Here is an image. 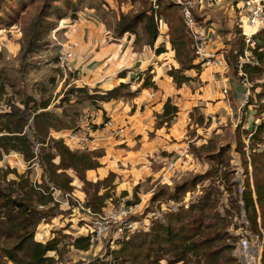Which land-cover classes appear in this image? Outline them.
<instances>
[{"label":"trees","instance_id":"trees-1","mask_svg":"<svg viewBox=\"0 0 264 264\" xmlns=\"http://www.w3.org/2000/svg\"><path fill=\"white\" fill-rule=\"evenodd\" d=\"M135 1H142V8L130 16L129 12L118 13L114 29L115 37L129 34L134 38V46L153 49L158 29L160 30L161 24L165 25L164 38L176 62V67H170L166 75L171 78L177 88L190 84L194 79L186 76V72L193 70L199 72L203 64L196 59L194 41L183 23L180 8L167 0H155L156 10L150 0H130V3ZM28 2H40V10L32 22L31 35L22 56L18 59V69H11L8 72L0 70V102L7 95L6 87L15 90L17 79L20 78L19 81H21V77L33 68L24 62L25 58L36 55L44 48L45 45L39 43L43 21L52 16L61 21L67 17L68 12L71 19L76 18L75 10H71L73 8L71 0H0V29L9 22L8 18H12L11 12L15 13L20 6ZM155 15L157 20L154 18ZM240 29L232 35L238 46L235 44V48L230 51L231 57L225 55L228 67L232 69L235 77L239 73L238 57L242 54L244 47L242 36L238 37L239 39L236 37L241 34ZM253 38L258 42L251 49L252 57L257 64H243L241 70L250 83L262 80L261 91L257 94V98L260 99L264 97V28L260 29ZM226 42L230 40L224 41L225 44ZM154 52L156 55H161L166 52V49L162 45ZM71 76L75 78L76 74L73 73ZM256 86L253 85L252 88ZM141 88L157 90L151 77L144 79ZM139 90L140 88L130 90V83H120L101 94H87L81 87L74 88L72 93H78L84 100L91 101L100 111L101 121L104 122L108 119L99 103H109L118 97H133ZM14 92L18 95L19 104L23 106V110L8 104L9 112L0 113V134L5 133L0 135V149L5 153L11 150L19 152L24 161L29 162L34 159L33 143L27 138L24 129L30 115L33 117L32 125L36 134L48 133L50 129L53 130L56 127H59V130L69 128L64 127L62 122L55 123L56 121L52 120L48 110L49 101L37 103L26 93L19 96L20 91ZM63 101L66 100L63 99ZM245 111L246 113L241 116L240 125L236 126L234 133L230 132L229 143L216 145L213 140H209L206 144L192 149L197 160L209 164L204 172L177 182L171 191L167 187H162L151 195L149 203L159 201L160 198H165L166 201H179L187 192L195 191L197 187H200L202 194L198 200L188 208L180 207L175 212L166 213L163 216L164 222L152 221L148 230L136 231L129 235L128 239L118 242L117 249L105 254L110 255L111 260L101 264H240L231 255L233 246L228 243V239H231L227 232L229 212L224 211V216H221L218 205L219 185L223 184L224 191L235 194L231 207L237 211L239 208L236 193L238 185L233 180L234 173L228 170L233 151L238 154L241 165L244 167V191L241 200L246 219L257 232L259 217L260 227L264 232V104L255 105L250 97ZM177 112L178 108L171 104L170 99H167L156 127L160 128L163 124L169 126ZM194 123L202 126V117L196 115ZM208 124L209 121L204 127ZM101 127V125H93L92 129ZM241 137H245L247 142ZM36 142L41 145L45 143L44 140H36ZM46 147L49 151H46L45 147L40 149L44 156L41 160L45 166L46 183L31 185L27 176L26 179L20 176L18 182H9L8 188L0 187V264L60 263L61 253L58 247L60 240L52 237L42 243L36 241L34 236L39 226L46 223L59 207L51 195L49 185L61 192H72L73 179L68 174L69 171L81 182L82 189L88 197L86 207L90 208L92 213L100 212L109 198L108 190L111 189L115 178L113 173H109L104 180L95 183L86 178L87 171L100 167L98 159L102 156L101 151L78 153L60 138H49ZM52 150L58 157L57 163L53 162L55 155L50 153ZM248 163L251 169L253 191L250 187ZM218 166L221 168L219 169ZM9 172L14 173V171ZM9 172L6 171V174ZM205 182L209 184L205 186ZM100 188L104 190L102 194L99 193ZM138 190V185L133 188L134 201H126L127 204L139 202ZM38 206H42L44 210H38ZM147 212H149L148 208L143 210L142 215ZM69 246L80 252H86L92 247L87 234L71 239ZM50 253L54 255L51 256ZM261 264H264V243Z\"/></svg>","mask_w":264,"mask_h":264},{"label":"crops","instance_id":"crops-1","mask_svg":"<svg viewBox=\"0 0 264 264\" xmlns=\"http://www.w3.org/2000/svg\"><path fill=\"white\" fill-rule=\"evenodd\" d=\"M217 7L218 5L210 9L203 2L200 5L197 3L194 4L193 12L199 20L203 19L207 27L212 30V34L225 37L222 41L218 39V42L214 44L216 45L214 51L225 53L227 45L224 40H230V42L233 40V22L236 18L239 20L240 16L236 12L238 9L234 0H230L225 9L213 13ZM88 12L92 11L88 10ZM88 15L94 19L93 14ZM68 20L75 21L76 32L72 33L70 30H65V32L70 39L77 43L74 58L66 67L69 74H76L75 78L66 76L67 78L64 79V81L68 79L69 86L73 84L74 88H84L87 94H101L120 83H130L132 91L140 88L133 97H118L109 103H99L105 116L111 122L109 127H101L96 130L88 128L94 111L98 110L91 101L82 102V104H80L81 101H73L71 105H68V107L79 105L86 121L82 131L76 134L71 133L72 135L68 139L63 140L78 153L87 154L94 150L102 153L98 159L100 167L87 171V180L95 183L104 180L109 173H113L115 178L120 177L121 184L130 186V189L139 186V183L147 179L155 181L159 177L161 167H166L170 158H174L171 156L167 160L166 155L158 156V151L168 152L169 155L175 153L177 157L176 168L165 176L167 177V186L187 179L190 173L194 175L204 172L208 168L206 162L198 160L197 166L191 159L187 160L184 154L188 155L187 149L190 148V144L198 148L207 143L209 138L205 133L210 130L212 119L214 121L217 115L221 120L228 118L229 122L233 123L232 133L236 126L240 125V111L243 113L246 111L245 108H241L245 88L239 83L238 76L235 77L229 71L228 66L220 69L203 64L199 72H186V76L193 78L194 81L177 88L171 78L166 75V71L172 66L176 67V63L169 58L172 53L167 48L168 45L164 38L165 25L161 24L158 36L154 41V48L150 49L134 46V38L129 34L115 37L108 29L104 28L102 22L95 19L89 21L88 18L82 20L77 17L66 19V21ZM161 45L166 49V52L156 55L154 50ZM230 70L232 71V69ZM147 77L152 78L157 90L141 88ZM218 91H221L222 94L218 95ZM167 99H170L171 104L178 108V112L169 127L163 124L157 128L158 119L156 116L161 115ZM63 103L65 104V101ZM6 112L9 110L0 113ZM63 115H67V113L61 112L58 116ZM196 115L202 117V126L194 123ZM100 121L101 118H97L94 125L98 126ZM207 121L209 124L204 127ZM192 125L196 129L194 132L199 135L197 145L194 144L197 136L193 139H188L186 136V129ZM202 131L205 133L202 134ZM61 134L66 136V134ZM190 153L192 156L191 151ZM72 179L71 194L78 201H83L86 194L82 191V184L74 176ZM60 192V190H56V194ZM131 195V193L126 194L125 199ZM150 197L142 199L140 197V199L148 201ZM55 200L56 203L59 202L57 199ZM41 225L44 227L46 223ZM76 233L78 236L86 235L87 229L84 234ZM49 234L41 232V238L35 239L44 243L51 239V237L47 239ZM105 248L102 247V250ZM70 249L74 250L72 247ZM91 249L92 247L86 252L74 251L84 258V255ZM50 255L54 254L50 253Z\"/></svg>","mask_w":264,"mask_h":264},{"label":"rangeland","instance_id":"rangeland-1","mask_svg":"<svg viewBox=\"0 0 264 264\" xmlns=\"http://www.w3.org/2000/svg\"><path fill=\"white\" fill-rule=\"evenodd\" d=\"M71 1L73 5L72 6L73 8H71V10L72 9L75 10L74 14L76 15V18L79 17L82 20L88 18L89 21H94L95 19L99 22H102L104 24V28L108 29L113 35L118 19V13H120L121 11L125 13L129 12L128 15L130 16L137 13L142 8V1H135L132 3H130V0H80V1L71 0ZM229 2L230 0H218L217 10L214 9L213 13H218L219 10L225 9ZM40 5H41L40 2H35V3L28 2L26 4H23L15 13L11 12L12 18H8L9 22L5 23L1 27L0 70H4L8 72L11 69L12 70L18 69V65H19L18 59H20V57L22 56V52L25 49L26 42L30 38L32 31V22L40 10ZM14 7L16 6L14 5ZM88 10L92 12H88ZM69 13L70 12L67 13V17L63 20L71 19V17H69L70 16ZM87 13L91 15L93 14L94 19H92V17L89 16ZM195 17L197 18V16ZM63 20L58 21L56 20L55 16H52L43 21V29L40 32L39 43L44 44L45 46L36 55L27 56L25 58L24 62L29 64L30 67L33 68L21 77V81H19L20 78L17 79L18 76H16L18 83L15 86V90L6 87L7 95L3 97L2 101L0 102V112L8 111L9 110L8 104H12L23 110V106L21 107V105L19 104L18 95H15L14 92V91H20L21 94L19 96H21L23 93H26V95L31 96L37 103H40L41 101H49L50 106L48 107V110L52 115L53 118L52 120L56 121L55 123H57L58 121L62 122L64 127H68L69 129L59 130V127H56L55 129L53 128V130L50 129L48 133L44 132L41 134H36L32 125L33 117L32 115H30L27 118V126L24 129V133L26 134L27 138L33 143L32 153L34 159H32L29 162H26L24 161L23 156L19 152L11 150L5 153L3 150L0 149V169H1L0 187L2 188H6V187L8 188L9 187L8 183L11 181L18 182L20 176L24 177V179H26L27 176L31 185H40L42 182L46 183L47 178L45 174V166L41 160V157L44 158V156H42L40 149L45 147L46 151H49L48 148L46 147V142L49 140V138H60L62 140L63 139L65 140L68 139L72 134L79 133L80 131H82L83 125L86 121L85 116L82 113L81 107L79 105L69 106V107L68 105H71L73 101L76 102L81 101L80 104H82V102H88V101L84 100L82 95L79 96L78 93L75 92L72 93V91L74 90V85L71 84L69 86L68 79L64 81V79L67 78L66 76L72 78L71 76L72 73L69 74L67 72L65 65L59 66V62L57 61V55L60 51V45L65 43L69 39L65 30L56 31V28L58 29L59 25L63 22ZM197 20L199 22L204 23L203 19L199 20L197 18ZM238 23L239 20L237 18L234 19L232 31L233 33L235 32V34L238 31V29H240L238 27ZM50 28L53 29L50 30ZM247 29H248L247 23L246 21H243L240 30L246 32ZM240 33L241 34L239 36L236 35V37L238 38L242 36L243 39V34L242 32ZM228 43L226 44L227 46L225 48L226 50H224L225 51L224 54L227 56L229 55L231 57L230 51H232L235 48V44L236 46L238 45L235 39ZM215 47L216 45H213L212 49L215 50ZM170 52L173 55V52L172 51ZM172 55L169 58L174 60V56L172 57ZM229 71L232 72L230 70V67H229ZM262 83H263L262 80H257L251 83L252 86L257 85L256 87L251 88L250 91L252 94L251 96L252 103L255 105L264 104V97L260 99L257 98V94L261 91ZM219 94H222L221 91H218V95ZM224 95L226 96L227 94L225 93ZM63 99L66 100L65 104L63 103ZM30 105L31 104H29V106ZM60 111L67 113V115L58 116L61 113ZM64 117L67 118L65 119ZM159 117L160 115H157L156 119H158ZM219 117L220 116L217 115L214 121L212 119V126L209 128L210 130L206 133L202 131L203 132L202 134L204 133L207 134L206 137L209 138L207 141L213 140V142L216 145L219 144L224 145L231 141L230 132H231V128L233 127V123L231 124L228 118L222 119L223 120L222 121L221 118ZM89 125L90 127H92L91 124ZM85 127L86 125L84 126V128ZM195 130L196 129L194 128L193 125L190 126V128L188 127V129H186V136H188L187 137L188 139H193L194 137L197 136L196 140L194 141V144L197 145V139H199V135H197V132L196 133L194 132ZM61 133L66 134V136L62 135ZM2 134L5 133H1L0 135ZM241 139L242 140L244 139L243 141L247 142L245 137H241ZM36 140L39 141L44 140L45 143L41 145L40 143H37ZM194 148L196 147L191 146L190 144V148L187 149L188 155H186L185 153L184 157H186L187 160L191 159L193 164H196L198 166L197 163L198 160H196V158L193 155L190 156L191 154L190 151L192 152V149ZM233 148L234 146L232 145V149ZM50 153L55 155V159L53 160V162L57 163L58 157L56 155V152L52 150ZM232 153H233V157L229 161L228 170L234 173L233 180L236 181V183L238 180H241L242 182L245 179V174L243 169L244 167H242L241 165V161L238 154L233 151ZM157 155L163 157L166 155L167 157L165 158H167V160H169V158L173 156L174 157L172 161L173 169L171 171H173L176 168L177 157L175 153H170L169 155L168 152L158 151ZM169 161H171V158ZM210 164L212 165L213 163ZM249 166L250 165L248 163V167H247L248 173L249 171H251ZM166 168L167 167L165 166L161 167V171L157 180L149 181L147 179L142 183H139V189H140L138 190L139 191L138 194L140 195L138 196L139 199L140 197L141 199L145 197L146 198L150 197L152 194L159 191L162 187H167L168 190L170 191L172 190L174 185L170 184V186H167L168 184L166 182L167 177L165 176H167L169 172L166 171ZM218 168L220 169L221 166H218ZM6 171L8 172L14 171V173L9 172L6 174ZM68 174L71 175V177L72 176L75 177V175L71 171H69ZM191 176H193V174L190 173L189 177L187 178H190ZM120 182H121L120 177L113 179L111 189L108 190L109 198L105 201L102 209L105 207H109L110 205L111 206L113 205V207H117V205L121 203L122 200L134 201L133 195L125 199L126 194H130V193L133 194L132 193L133 189H130V186H126V184L124 183L121 184ZM208 184L209 182L204 183L205 186H207ZM102 190L103 189L100 188L99 193L102 194L104 191ZM219 194L220 195H219L218 210L220 211L222 208H224L226 212H229V216H227V219L229 220V223L231 225L232 217L235 214V211L237 212V209L231 207L232 200L235 199V195L234 193H227L226 191H224L223 184L219 185ZM54 197L55 199H57V201H59L58 205L60 207L57 210H55L52 217L46 221V226L43 227L41 225L37 229L36 235L34 237L36 239L41 238V232H48V234L50 233L47 239H49L50 237L51 238L57 237L60 240L58 247L61 253V258H60L61 264L106 263L107 255H105L106 251L102 250V247H110L109 242L111 240V236L103 239V241L98 242L96 245L92 246V249L84 255V258L81 257V254H76L74 250L71 251L69 246L71 239H73L75 235L76 237L78 236L76 232L84 234L85 230L86 229L88 230V227L90 225L91 219L88 216V212H87V210L88 209L90 210V208L86 207V201L88 197L86 196V198L83 201H78L76 197L75 198H73V196L66 197L61 192L56 194V191H54ZM184 197L176 202L178 204L182 203ZM164 199L165 198H160L159 200L160 204H157L154 201V203L149 206L148 208L149 211L157 210L159 214L165 216L166 213H168V211H166L163 207H161V203L162 204L168 203L169 201H166ZM226 204L229 206V210L225 208ZM37 208L38 210H44L43 208L40 207ZM155 220L158 219H153L152 221ZM249 229L252 232H255V230L251 226L249 227ZM113 242L118 243L120 242V240L117 239L114 240ZM228 243L233 246L231 255L236 259V261H238V259L234 256L233 253L235 249L236 241L231 238L228 239Z\"/></svg>","mask_w":264,"mask_h":264},{"label":"built area","instance_id":"built-area-1","mask_svg":"<svg viewBox=\"0 0 264 264\" xmlns=\"http://www.w3.org/2000/svg\"><path fill=\"white\" fill-rule=\"evenodd\" d=\"M153 8L156 10L157 6L155 4V0H150ZM177 7L180 8L183 23L194 41V53L198 62H201L204 65H209L215 68L224 69L227 68L228 63L223 51H214L212 49V45L216 44L219 40L225 39V37H218L216 34H212V30L207 27L203 22H199L195 14L193 12L194 4L205 3L210 9L214 8L218 5V0H167ZM237 6V12L240 16L238 27L241 28L243 21H246L248 29L246 32L242 31L243 34V42L244 48L242 54L238 57V79L239 83L242 84L245 88L244 99L241 104V108H245L247 105L248 99L252 96L251 88L252 85L248 81L247 76L242 72L241 66L243 64H257V61L252 57L251 49L258 43L253 38L254 35L260 30L264 28V0H234ZM155 20H157V16H154ZM58 30H70L72 33L76 32V24L75 21L71 20H63V22L59 25ZM159 30V29H158ZM250 30V31H248ZM159 32V31H158ZM162 46V45H161ZM77 43L73 39H68L65 43L60 45V51L57 55V61L59 62V66L67 65L73 60L74 52L76 50ZM226 93V91H223ZM243 112L240 111L239 120L241 123V116ZM100 117V111L95 110L92 118L91 125L93 126L96 119ZM99 125L102 127L111 126V122L109 119L107 121H100ZM89 129L92 127H88ZM173 158L168 162L166 166V171L170 172L173 169L172 164ZM251 171H249V180L250 187L253 191L252 181H251ZM236 182V181H234ZM237 199H238V213L235 211V214L232 217V223L229 228H227V232L230 237L236 241L235 249L233 251L234 256L238 259L240 264H261V256L263 251V243H264V232L260 227L259 217L257 218L258 231L252 232L249 227L245 213L242 208V200L241 195L244 191V181H237ZM51 190V195L54 198L55 189L53 186H49ZM66 197H71V193L61 192ZM202 194L200 187L193 192H187L185 194L182 203H177L176 201H169L168 203H161V207H163L168 212H175L178 208H188L191 204L196 202L200 195ZM235 195V194H234ZM253 198L254 193H253ZM140 200V199H139ZM154 203V202H153ZM152 203V204H153ZM155 203L160 204L159 201H155ZM221 204V203H220ZM151 203L149 200L143 201L140 200L134 204H127L125 200H122L121 203L117 205V207H113V205L109 207H105L99 213H92L88 208V216L90 217V225L87 230V235H89V242L91 246L96 245L98 242L103 241V239L111 236V240L109 242L110 247H106L105 254H109L110 251L117 249V242H113L114 240H126L129 235L136 231H146L149 229L152 220L158 219L161 222H164V218L158 211H149L143 214V210L149 208ZM43 208L42 206H38ZM225 208L229 210V206L226 204ZM44 209V208H43ZM164 211V210H161ZM224 208H222L218 212L221 216H224ZM91 212V213H90ZM87 216V217H88ZM111 260V256L107 255V261Z\"/></svg>","mask_w":264,"mask_h":264}]
</instances>
